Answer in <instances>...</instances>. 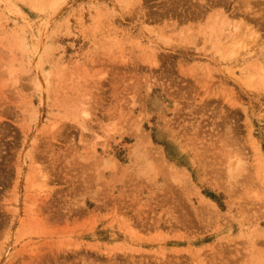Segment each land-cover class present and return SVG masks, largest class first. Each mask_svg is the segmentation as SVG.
Wrapping results in <instances>:
<instances>
[{"label":"rangeland","instance_id":"obj_1","mask_svg":"<svg viewBox=\"0 0 264 264\" xmlns=\"http://www.w3.org/2000/svg\"><path fill=\"white\" fill-rule=\"evenodd\" d=\"M261 69L264 0H0V264H264Z\"/></svg>","mask_w":264,"mask_h":264},{"label":"bare ground","instance_id":"obj_2","mask_svg":"<svg viewBox=\"0 0 264 264\" xmlns=\"http://www.w3.org/2000/svg\"><path fill=\"white\" fill-rule=\"evenodd\" d=\"M249 70V69H248ZM251 71V72H250ZM248 73L249 74H247V76L248 77H250L251 75L253 76V75H255L256 74V72H255V69L252 71V69L250 70ZM261 71H262V73L260 72V76H262V75H264V69H261ZM254 72V73H253ZM215 208V207H214Z\"/></svg>","mask_w":264,"mask_h":264}]
</instances>
